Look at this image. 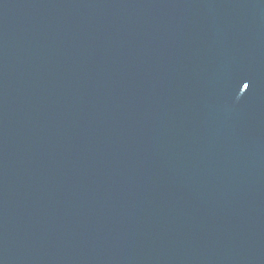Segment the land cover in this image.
Segmentation results:
<instances>
[{
    "label": "water",
    "instance_id": "95a60500",
    "mask_svg": "<svg viewBox=\"0 0 264 264\" xmlns=\"http://www.w3.org/2000/svg\"><path fill=\"white\" fill-rule=\"evenodd\" d=\"M0 264H264V0H0Z\"/></svg>",
    "mask_w": 264,
    "mask_h": 264
},
{
    "label": "snow or ice",
    "instance_id": "6c2138e0",
    "mask_svg": "<svg viewBox=\"0 0 264 264\" xmlns=\"http://www.w3.org/2000/svg\"><path fill=\"white\" fill-rule=\"evenodd\" d=\"M245 87H247V85H245Z\"/></svg>",
    "mask_w": 264,
    "mask_h": 264
}]
</instances>
